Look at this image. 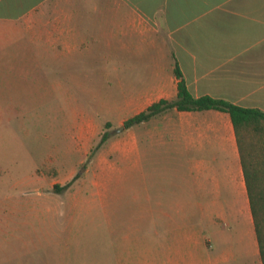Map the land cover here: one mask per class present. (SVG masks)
Listing matches in <instances>:
<instances>
[{
	"label": "crops",
	"instance_id": "obj_1",
	"mask_svg": "<svg viewBox=\"0 0 264 264\" xmlns=\"http://www.w3.org/2000/svg\"><path fill=\"white\" fill-rule=\"evenodd\" d=\"M63 44L70 59L81 44H106L107 75L117 44L120 88L152 98L146 106L176 96L177 63L194 96L264 111V0H0V87H24L30 61L62 57ZM156 117L157 152L181 155L183 180L150 202L151 264H262L229 113L172 107Z\"/></svg>",
	"mask_w": 264,
	"mask_h": 264
},
{
	"label": "rangeland",
	"instance_id": "obj_2",
	"mask_svg": "<svg viewBox=\"0 0 264 264\" xmlns=\"http://www.w3.org/2000/svg\"><path fill=\"white\" fill-rule=\"evenodd\" d=\"M62 46L0 87V264H151L150 202L183 180L181 155L157 152L161 117L124 127L152 98L120 88L117 44L108 75L106 44Z\"/></svg>",
	"mask_w": 264,
	"mask_h": 264
},
{
	"label": "trees",
	"instance_id": "obj_3",
	"mask_svg": "<svg viewBox=\"0 0 264 264\" xmlns=\"http://www.w3.org/2000/svg\"><path fill=\"white\" fill-rule=\"evenodd\" d=\"M174 73L177 77L176 96L171 99L161 97L152 101L144 109L127 117L123 125L129 127L172 107L179 110L215 108L227 111L237 139L261 260L264 264V166L261 164L263 160H259L264 143L251 139L253 131L260 135L264 134V111L258 107L239 105L208 94L194 96L188 89L177 63L174 66ZM107 136L108 132H104L99 143L103 142ZM67 185L68 183L57 187L62 189Z\"/></svg>",
	"mask_w": 264,
	"mask_h": 264
},
{
	"label": "water",
	"instance_id": "obj_4",
	"mask_svg": "<svg viewBox=\"0 0 264 264\" xmlns=\"http://www.w3.org/2000/svg\"><path fill=\"white\" fill-rule=\"evenodd\" d=\"M121 127H122V126H121ZM121 127H120V128H121Z\"/></svg>",
	"mask_w": 264,
	"mask_h": 264
}]
</instances>
